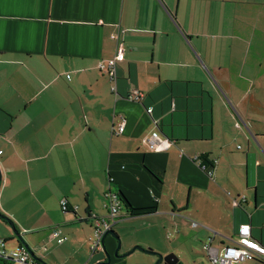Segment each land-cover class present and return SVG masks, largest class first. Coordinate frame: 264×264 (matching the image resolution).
Returning <instances> with one entry per match:
<instances>
[{
    "label": "crops",
    "instance_id": "crops-1",
    "mask_svg": "<svg viewBox=\"0 0 264 264\" xmlns=\"http://www.w3.org/2000/svg\"><path fill=\"white\" fill-rule=\"evenodd\" d=\"M115 33L116 81L99 68ZM155 129L174 143L150 150ZM0 168V212L47 264H156L189 226L223 247L249 222L264 242V0H0ZM109 191L138 211L93 254Z\"/></svg>",
    "mask_w": 264,
    "mask_h": 264
},
{
    "label": "built area",
    "instance_id": "built-area-1",
    "mask_svg": "<svg viewBox=\"0 0 264 264\" xmlns=\"http://www.w3.org/2000/svg\"><path fill=\"white\" fill-rule=\"evenodd\" d=\"M113 38L117 42L115 55L108 60H102L99 63V68L103 72L109 74L112 80L116 81L117 65L119 62L125 60L126 47L124 42L120 39L119 33L113 34ZM112 89L115 91L116 87L113 86ZM128 97L140 102L144 95L138 90H133ZM152 112L153 108L148 107L147 113L151 115ZM154 123L159 125L158 120H154ZM236 127H241L239 121L236 122ZM124 128L125 120H122L119 125L118 133H122ZM143 140L148 145L149 149L153 151L163 150L174 143V141H171L169 138L161 136L159 129H155L150 135L145 136ZM198 158L199 156L195 159L200 164ZM201 166L203 169H207L204 164ZM206 171L210 176L213 174L212 168L207 169ZM107 198L109 208L108 215L104 218H96L93 236L90 238L91 252L93 254L99 250L105 249V238L109 232L113 230L114 225L121 216L123 201L120 194L118 192L109 191L107 193ZM245 200V195H242L238 198L232 199V204L234 207H237ZM61 205L62 208L66 210L67 200H62ZM194 225H196V222H194ZM53 236L57 238L58 243L64 242L67 238L62 235V232L59 229L53 231ZM204 249L212 264H241L248 260H260L264 263V242H261L254 237L253 226L249 222L242 223L239 226L233 245L217 247L214 246L211 239H209L204 244ZM0 258L10 261L11 264H41L23 245L16 248H9L6 239L2 237H0Z\"/></svg>",
    "mask_w": 264,
    "mask_h": 264
},
{
    "label": "rangeland",
    "instance_id": "rangeland-1",
    "mask_svg": "<svg viewBox=\"0 0 264 264\" xmlns=\"http://www.w3.org/2000/svg\"><path fill=\"white\" fill-rule=\"evenodd\" d=\"M199 201L201 202V200ZM201 203L203 204V206L206 205L203 201ZM213 203L214 201L211 202V204ZM166 233L168 235V237H166L167 239L166 241L169 244L174 243L173 250H171L169 253L176 254L177 257L179 258V261L182 264H212L204 249V244L207 242L208 237L205 236V232L202 233L200 227L197 228V227L189 226L186 227V229H183L178 232L168 229ZM3 235H7V234H3ZM20 235L22 239H24L23 233H20ZM178 236L180 237L177 238ZM3 237H6L8 239L7 245L9 248H16L19 246L18 244H21L19 238L14 235L13 230L10 236H3ZM160 264H164V263H160ZM242 264H256V263H253V261L250 260L243 262Z\"/></svg>",
    "mask_w": 264,
    "mask_h": 264
},
{
    "label": "water",
    "instance_id": "water-1",
    "mask_svg": "<svg viewBox=\"0 0 264 264\" xmlns=\"http://www.w3.org/2000/svg\"><path fill=\"white\" fill-rule=\"evenodd\" d=\"M1 179H2V173H1V168H0V182H1ZM1 214V212H0ZM8 222H9V225L11 226V229L13 230V233L15 236H17L21 242V245H23L30 253L31 255L36 258L35 254L31 251V248L29 247V245L25 242L24 239H22L21 235H20V231L16 228L13 220L7 218ZM111 232H109L110 234ZM117 240H118V244H117V248L115 250V253L114 255L115 256H120L119 255V250H120V247H121V241L120 239L118 238V236H116ZM135 249H140V250H145L143 247H140V246H136L135 248L131 249L129 252H127L125 255L127 254H130L132 253L133 251H135ZM39 261V260H38ZM41 264H47L45 262H42V261H39ZM111 262V255L107 254V261L106 262H103L105 264H109ZM164 263V264H182L180 261H179V258L177 257L176 254L174 253H169L167 255H162V254H159L158 255V260L156 262V264H160V263ZM102 262H97L95 264H103Z\"/></svg>",
    "mask_w": 264,
    "mask_h": 264
},
{
    "label": "trees",
    "instance_id": "trees-1",
    "mask_svg": "<svg viewBox=\"0 0 264 264\" xmlns=\"http://www.w3.org/2000/svg\"><path fill=\"white\" fill-rule=\"evenodd\" d=\"M198 161L200 162V165L204 164L207 169L213 168L215 166L214 162L212 160H210L207 156H199ZM120 196H121V199L123 201V204H125V206L128 208L129 213L130 214H135L136 211H138V210H136L135 208H133L130 205V203L127 201V199L124 197V195L120 194ZM148 209H150V208H139L140 211H142V210L146 211ZM0 216L3 219H5V216H3L2 214ZM5 220H7V219H5ZM35 259L37 260V258H35ZM0 264H11V263L8 260L0 258Z\"/></svg>",
    "mask_w": 264,
    "mask_h": 264
}]
</instances>
